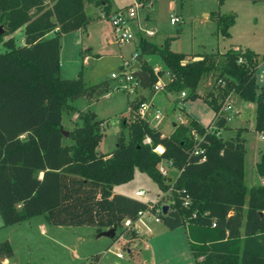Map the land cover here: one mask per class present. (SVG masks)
Instances as JSON below:
<instances>
[{
    "label": "trees",
    "instance_id": "trees-1",
    "mask_svg": "<svg viewBox=\"0 0 264 264\" xmlns=\"http://www.w3.org/2000/svg\"><path fill=\"white\" fill-rule=\"evenodd\" d=\"M85 1L100 5L105 14L111 10L109 0H0L1 225L44 214L53 224L92 225L97 231L121 227L126 217L134 220L137 211L149 205L112 190L113 184L132 178L138 167L160 189L151 208L169 204L165 213L159 212L160 221L168 228L186 226L196 264H264V183H245L242 129L222 137L216 128L205 132L206 125L191 118L162 134L136 112L144 99L140 96L129 99V117L122 116L129 137L120 134L111 151L99 149L102 121L93 110H78L80 123L63 134L62 110L76 108L69 100L100 87L86 86L81 72L75 78L59 75L60 37L86 26ZM216 20L221 33L229 35L233 15H216ZM21 26L23 44H16L13 36L4 38ZM169 41L166 37L157 44L140 36L132 72L141 87L152 93L163 73L142 56L157 53L170 74L163 88L185 89V98L201 96L215 111L216 127L225 124L224 98L235 92L255 102L254 127L264 131V85L258 88L255 82L258 52L229 47L185 58L186 53L172 49ZM203 79H210L211 87L199 93ZM191 128L204 134L201 161L192 152L196 141ZM64 136L71 142L63 143ZM163 159L178 170L175 177L161 173ZM256 169L264 175V152ZM181 190L189 195L186 205ZM129 230V237L135 238L137 231Z\"/></svg>",
    "mask_w": 264,
    "mask_h": 264
},
{
    "label": "rangeland",
    "instance_id": "rangeland-1",
    "mask_svg": "<svg viewBox=\"0 0 264 264\" xmlns=\"http://www.w3.org/2000/svg\"><path fill=\"white\" fill-rule=\"evenodd\" d=\"M109 1L113 8L127 6L134 0ZM86 2L84 8L89 16L86 26L60 37L59 75L63 78H75L81 72L86 86L100 83V87L90 95L85 93L69 100L76 108L62 110V128L68 130L80 123L78 110H93L96 118L102 121L100 127L103 137L99 149L104 152L114 148L120 134L125 138L129 137L128 127L123 125L122 120L123 115L129 117V99L148 97L151 94L148 89L143 94L128 92L120 87L118 78L110 75L111 72L120 70L123 61L133 60L134 53H139L140 36L157 44L169 37L172 49L196 53L222 52L233 45L239 48L248 46L259 52L255 82L258 88L264 84V0H144V5L137 8V16L132 21L134 37L120 45L114 39L109 18L102 16L98 5ZM220 14L233 15V23L228 27L229 35L222 34L218 27L216 15ZM171 15H178L181 20L171 23ZM146 29H152L155 33L146 34ZM21 33L18 29L14 32L15 41H21ZM3 49L0 42V51ZM142 56L152 64L165 67L161 68L163 73L159 74V78L164 83L169 80L170 74L159 54ZM138 59L137 56L133 62L138 63ZM210 87V79H203L198 85L200 92ZM233 93L235 92L224 98L229 101V105L227 110L221 108V111H227L226 119L229 124L243 123L239 120L238 113L248 118L246 122L249 123V118L254 116L255 102L238 94L235 100H230ZM179 96L180 92L164 88L157 90L154 95L163 117L168 120L163 126L165 131L173 127L172 122L179 121L174 114L179 109L171 104ZM183 102L184 111L180 114L182 119L188 121L194 118L205 126L214 118V109L201 96L185 98ZM233 133L234 131L226 130L223 135ZM242 135L245 137V181L248 186L263 184L264 175L257 171L256 162L264 152V131L251 126L244 129ZM62 142L68 143L71 139L64 136ZM159 167H163L166 175L172 178L178 171L165 159L159 162ZM138 189L145 190L144 195L137 197L146 202L155 201L160 196L158 185L138 167H135L132 178L112 186L116 193L133 196H136L135 191ZM138 221L136 239L129 237L130 230L121 231L123 221L121 227L115 228L113 238L104 233L108 228L97 231L92 225L53 224L44 214L6 226L0 224V257H5V260L0 259V264H196V258L188 244L185 225L168 228L153 217ZM0 222L2 223L1 218ZM120 233L124 234L123 238L119 237ZM118 251L123 257L116 256Z\"/></svg>",
    "mask_w": 264,
    "mask_h": 264
},
{
    "label": "built area",
    "instance_id": "built-area-1",
    "mask_svg": "<svg viewBox=\"0 0 264 264\" xmlns=\"http://www.w3.org/2000/svg\"><path fill=\"white\" fill-rule=\"evenodd\" d=\"M144 5V0H134L131 4L127 5V6H122V7H117L114 9H111L109 11V13L105 14L104 11H102V16H106L109 18L112 28H113V32H114V39L115 41L120 45L123 43H126L128 41H130L133 37H134V32L132 31V21L133 19L137 16V8ZM181 18L178 15H171L170 16V22L171 23H176L178 21H180ZM146 34H153L154 30L152 29H146L145 30ZM138 53H134V57L133 60L136 59ZM133 60H125L123 61V63L121 64L122 66H120V70L118 72H111L110 75L113 78H118V82L120 87H122L123 89L127 90L128 92H132L135 91V89L137 87L140 86L139 80L136 77V75H134V73L132 72L133 70V65L135 63V61L133 62ZM242 60V57L239 56V61ZM155 71L159 70L157 67L153 68ZM221 82H223L221 80ZM164 82L161 78H157V80L154 82L153 84V90L157 91V90H161L164 86ZM187 95V90L183 89L180 91V100H179V104H183V99L186 97ZM229 105V101H225L224 100V104L221 107L222 110L223 108L227 110ZM148 107L149 105L146 102H141L139 104V106L137 107L136 112L142 116V117H147V111H148ZM154 116L158 117L159 113H154ZM215 128V120L210 123H208L206 125L205 128V132L207 131H211L212 129ZM191 134L194 137L196 144L194 149L192 150V152L194 154L200 155L199 160H203L205 159V153H204V146H202L200 143L204 138V134H200L195 128H191ZM144 140L149 142L150 138L148 136L144 137ZM155 150L157 152H161V149H157V146L155 148ZM159 170L161 171L162 174H167L166 170L163 167H159ZM171 187L168 188V190H170ZM167 190V191H168ZM167 191H164L165 194ZM182 194H181V198H182V203L184 205L188 204L189 201V195L187 193L184 192V190H181ZM145 194V190L144 189H138L135 191V195L136 196H141ZM152 202V201H151ZM149 202L148 207L139 209L136 213V218L134 220L126 217L123 220L124 223V227L126 228V230L128 229H135L137 230V224L136 221H138L141 218H150L153 217L155 220L160 221V217H159V212L162 211L160 206L155 207L154 209L151 208L152 203ZM169 206V204H168ZM124 234L119 235L120 238H123ZM116 255L118 257H122L123 254L118 251L116 252Z\"/></svg>",
    "mask_w": 264,
    "mask_h": 264
},
{
    "label": "crops",
    "instance_id": "crops-1",
    "mask_svg": "<svg viewBox=\"0 0 264 264\" xmlns=\"http://www.w3.org/2000/svg\"><path fill=\"white\" fill-rule=\"evenodd\" d=\"M87 2L85 1L84 2V6H85V4H86ZM111 4V3H110ZM99 7H100V9H101V11H103L102 10V7L100 6V5H98ZM114 8H117V7H113V8H111V9H114ZM85 12H86V10H85ZM86 14H87V12H86ZM88 16V15H87ZM89 17V16H88ZM18 30H20V32H22L21 33V41L20 42H18V41H15V43L16 44H23L24 43V31H23V26H21V27H19V28H17ZM16 29V30H17ZM15 30V31H16ZM77 30H79V29H77ZM14 31V32H15ZM74 31V30H73ZM14 32H12L11 34H9V35H5L4 36V38H7L8 36H13V37H15V34H14ZM154 33H155V31H154ZM153 33V34H154ZM15 39V38H14ZM154 42V41H153ZM245 47H248V46H245ZM245 47H242V48H245ZM232 48H234V49H237V48H239L238 46H236V45H233L232 46ZM250 48V47H249ZM252 49V48H251ZM254 50V49H253ZM256 51V50H255ZM183 52H185L186 53V57L185 58H192V56H194L193 58H195V57H198V54L199 53H196V52H186V51H183ZM256 52H258V51H256ZM153 53H150V54H146V55H152ZM258 55H259V52H258ZM85 57H86V55H85ZM147 61H148V63L153 67V66H155V67H157V68H159V69H161V68H165V67H162V66H160L159 64H152V63H150L149 62V60L145 57V56H143ZM135 63H136V61H135ZM121 65V64H120ZM154 68V67H153ZM207 84V83H206ZM203 85H205V83L204 84H202V86ZM264 85V84H263ZM139 88V89H138ZM138 89V90H137ZM145 90H146V88H143V87H141V86H139V87H137L136 89H135V91H136V93H135V95L136 94H143L144 92H145ZM197 91L199 92V93H202V91L200 92L199 91V89H198V87H197ZM155 93H156V91H153L151 94H149L148 95V97H144V99H143V102H146L148 105H149V107H148V111H147V119H148V121H149V123H150V125H152L153 127H157L161 132H162V134H168V133H170L171 132V130L173 129V127H174V125L176 124V123H178V122H183V123H185V122H187V119H182L181 118V116H180V114H182L183 113V111H184V106H185V103L183 102V104H179V100H180V98H182V97H178V99H177V101L175 102V101H173V103H171L172 105H173V107L175 108V106L176 107H178V109H179V111L178 110H176V112H175V109L174 108H172V111L173 112H175L174 114H175V118L177 119L178 118V122H172V128L171 129H169V130H167V131H165V130H163V126L164 125H166L167 124V122H168V120H166V118L165 117H163V112H161V110H160V105H159V102H157L156 100H154V95H155ZM185 99V98H184ZM183 99V100H184ZM236 99V93H233L232 95H231V97H230V100H235ZM174 103H176V104H174ZM175 105V106H174ZM170 106V105H169ZM255 109V108H254ZM166 111L168 110V109H165ZM159 113V116L158 117H156V116H154V113ZM240 112V111H239ZM224 115L227 117V111H226V113L224 112ZM238 117H239V120H241V121H243V123L242 124H235V125H232V124H229L228 123V120L226 119L225 120V124H224V126L223 127H216L215 126V128L216 129H218V131H217V133L218 134H220L222 137H229V136H233V135H235L236 134V132L239 130V129H242L241 130V136H243L242 135V133H243V131H244V129H249L251 126H254L255 125V111H254V116L253 117H251V118H249L250 120H249V123H247L246 122V119H248V118H245L244 117V115L243 114H241V113H238ZM215 120V115H214V118L212 119V122ZM210 123V122H209ZM207 125V124H206ZM228 131V132H230V131H234V133L233 134H227V135H223V133L225 132V131ZM260 136H262V135H260ZM244 137V136H243ZM244 144H245V137H244ZM162 147V146H161ZM161 150H162V148H161ZM245 173V172H244ZM40 175H41V173H40ZM244 180H245V174H244ZM245 183H246V181H245ZM247 184V183H246ZM248 185V184H247ZM114 192V191H113ZM159 197V196H158ZM1 218V217H0ZM139 221H136V224H137V229L139 230ZM0 224H1V222H0ZM137 238V237H136ZM135 238V239H136ZM129 251H131V250H129ZM117 256V255H116ZM118 257V256H117ZM123 257V256H122ZM202 258V256H199L197 259H201ZM0 259H2V260H5V257L4 256H1L0 257Z\"/></svg>",
    "mask_w": 264,
    "mask_h": 264
},
{
    "label": "water",
    "instance_id": "water-1",
    "mask_svg": "<svg viewBox=\"0 0 264 264\" xmlns=\"http://www.w3.org/2000/svg\"><path fill=\"white\" fill-rule=\"evenodd\" d=\"M137 64H138L137 62L134 63L133 67H136ZM62 132H63L64 135H67L68 130H66V129H62ZM167 208H168V204H166V203L162 204V206H161L162 213H165L166 210H167ZM104 233H105L106 235H108V236L111 237V236H113V234L115 233V228H114V227H110V228L106 229V230L104 231Z\"/></svg>",
    "mask_w": 264,
    "mask_h": 264
}]
</instances>
